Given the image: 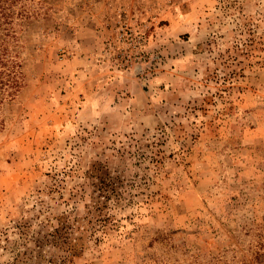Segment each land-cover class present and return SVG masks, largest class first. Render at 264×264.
<instances>
[{"label": "rangeland", "instance_id": "rangeland-1", "mask_svg": "<svg viewBox=\"0 0 264 264\" xmlns=\"http://www.w3.org/2000/svg\"><path fill=\"white\" fill-rule=\"evenodd\" d=\"M0 53V264L103 196L68 264L228 263L264 232V0H0Z\"/></svg>", "mask_w": 264, "mask_h": 264}, {"label": "trees", "instance_id": "trees-1", "mask_svg": "<svg viewBox=\"0 0 264 264\" xmlns=\"http://www.w3.org/2000/svg\"><path fill=\"white\" fill-rule=\"evenodd\" d=\"M6 64L4 56L0 53V66H6ZM7 81L9 83L0 77L2 86H12L17 83L14 78ZM97 169L99 168L95 167L87 172L88 178H100L99 182H91L90 185L102 193L117 192V186L113 184L115 178L109 176V179H106L101 175L97 176L94 174L98 172ZM118 181L121 183V178L118 177ZM118 194H116L117 203L121 199ZM103 197L104 200L93 198L92 206L87 207L88 211L84 216L76 217L74 206L70 211L63 212L61 216L53 215L54 218L46 216L38 222L40 227L38 230L31 229V225L25 224L19 229L18 238L12 242L11 246H8L9 248H6L10 250L11 256L3 264H68L71 262L73 258L83 253L87 240L90 241L95 237V240L100 241L108 233L110 216L105 213V210L110 198ZM52 219L56 220V224H52ZM83 223L87 224V227H84ZM48 225L50 228L46 229ZM257 237L258 239L246 249L244 257L227 263L213 256L208 264H264V232L258 233Z\"/></svg>", "mask_w": 264, "mask_h": 264}]
</instances>
